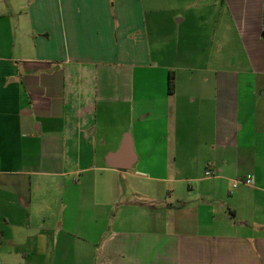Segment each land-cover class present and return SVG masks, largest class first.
Returning a JSON list of instances; mask_svg holds the SVG:
<instances>
[{
  "label": "crops",
  "instance_id": "0c3cea01",
  "mask_svg": "<svg viewBox=\"0 0 264 264\" xmlns=\"http://www.w3.org/2000/svg\"><path fill=\"white\" fill-rule=\"evenodd\" d=\"M0 264H264V0H0Z\"/></svg>",
  "mask_w": 264,
  "mask_h": 264
},
{
  "label": "trees",
  "instance_id": "16d2710c",
  "mask_svg": "<svg viewBox=\"0 0 264 264\" xmlns=\"http://www.w3.org/2000/svg\"><path fill=\"white\" fill-rule=\"evenodd\" d=\"M173 87H174V75H173V72H171L169 74V77H168V89H169V91H172Z\"/></svg>",
  "mask_w": 264,
  "mask_h": 264
},
{
  "label": "built area",
  "instance_id": "2783aa9c",
  "mask_svg": "<svg viewBox=\"0 0 264 264\" xmlns=\"http://www.w3.org/2000/svg\"><path fill=\"white\" fill-rule=\"evenodd\" d=\"M245 181L248 182V183L249 182L252 183L253 180H252V177L251 176H247ZM236 186H237V184L235 183L234 184V187H236Z\"/></svg>",
  "mask_w": 264,
  "mask_h": 264
},
{
  "label": "water",
  "instance_id": "95a60500",
  "mask_svg": "<svg viewBox=\"0 0 264 264\" xmlns=\"http://www.w3.org/2000/svg\"><path fill=\"white\" fill-rule=\"evenodd\" d=\"M128 146H127V144L126 145H124V148H127Z\"/></svg>",
  "mask_w": 264,
  "mask_h": 264
}]
</instances>
